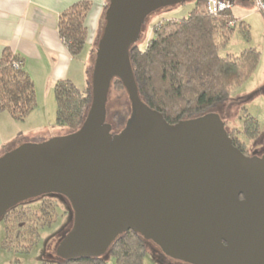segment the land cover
<instances>
[{
  "label": "water",
  "instance_id": "obj_1",
  "mask_svg": "<svg viewBox=\"0 0 264 264\" xmlns=\"http://www.w3.org/2000/svg\"><path fill=\"white\" fill-rule=\"evenodd\" d=\"M187 1L200 0H109L83 125L0 157V219L47 195L70 202L62 260L102 257L132 231L190 264H264V157L242 153L215 112L172 125L140 96L130 50L151 13ZM116 79L132 118L114 135Z\"/></svg>",
  "mask_w": 264,
  "mask_h": 264
},
{
  "label": "trees",
  "instance_id": "obj_2",
  "mask_svg": "<svg viewBox=\"0 0 264 264\" xmlns=\"http://www.w3.org/2000/svg\"><path fill=\"white\" fill-rule=\"evenodd\" d=\"M92 6L91 1H80L60 15L58 32L73 58L80 57L88 43L87 21ZM107 8L108 5L101 17L100 33ZM237 30L250 42L251 32L246 22L236 18L232 9L213 15L207 9L206 0L197 1L187 18L158 23L154 27L155 38L145 48L136 44L130 50L142 100L172 125L203 117L226 104L232 89L250 79L261 59V53L255 48H247L238 56L220 55V50L229 44ZM95 46L92 49L94 55ZM15 63L19 64L18 69L13 66ZM113 87L125 90L117 79ZM54 93L57 126L64 135L76 132L91 106V83L82 90L70 79L60 80L55 84ZM36 106L35 83L23 69L22 58L5 49L0 60V112H8L16 121L22 122ZM131 118V104L130 109L125 106L114 114L121 131ZM244 124V130L239 133L252 139L260 135L259 122L253 116L246 114ZM234 133L237 131H228L234 145L247 154L245 143ZM51 196L54 195L40 197L42 202L36 210L21 203L7 212L4 216L7 233L4 247L17 246L21 252H28L38 243L41 230L56 220V205L50 200L54 199ZM146 253L145 239L132 231L120 236L108 251L116 264H144ZM43 264L107 262L102 257H91Z\"/></svg>",
  "mask_w": 264,
  "mask_h": 264
},
{
  "label": "rangeland",
  "instance_id": "obj_3",
  "mask_svg": "<svg viewBox=\"0 0 264 264\" xmlns=\"http://www.w3.org/2000/svg\"><path fill=\"white\" fill-rule=\"evenodd\" d=\"M196 2L197 1H187L177 5L164 7L151 13L142 26L137 45L141 48H145L149 41L155 38L154 27L158 23L187 18L195 8ZM232 13L236 18L249 25L251 40L250 42H247L237 30L229 44L220 50V55L222 57L230 55L238 56L247 48H255L261 53V59L256 72L250 77V79L241 85L234 87L232 89L230 100L223 106L214 110V112L220 116L227 131H237V133H234V136L239 137L241 141L246 143L247 148L252 155L261 158L264 157V13L255 8L251 3H243L240 1H237L233 5ZM100 34L101 33L99 32V36ZM98 40L95 44L96 49ZM87 51L88 49L84 50L80 59L86 57ZM79 64H81V62L78 61L75 65ZM91 76L92 73L90 74L88 87L91 83ZM81 77L82 76L79 74L74 80L77 83L79 81L80 83H78V86H81V89L85 90V83H83L85 79L82 81ZM37 92L39 98H42V90L38 88ZM53 97L52 94L51 98L49 97L47 100L54 104L55 98ZM44 98L46 100V97ZM125 106L127 109H130V101L127 92L124 89L120 90L113 87L110 91L107 103L106 122L111 125L113 131L117 134L121 132V128L117 126L114 114ZM0 113H3L2 115H8V112ZM246 114L253 116L259 122L261 128L260 135L254 139L248 138L244 134L239 133V131L242 132L245 128L244 121ZM32 115L33 116L30 118L29 122L22 121L13 124L4 121L2 125V135L4 136V139L8 140L9 138L22 135L24 133L21 131L27 130L30 126H35V128L40 126L42 123L41 119L38 123V121L35 120H38L37 117L35 118L37 114ZM9 117L12 116L9 114ZM53 125H56V123ZM57 134H60L58 136H64L65 132H63L61 128H58L55 135ZM51 197H54V199L50 198V200L56 205V220L50 227L41 230L38 243L28 252H21L20 247L17 246L11 249H7L3 246L7 236L6 223L4 217L0 219V264H43L58 263L62 260L59 256V247L61 242L73 228L74 213L70 202L66 197L62 195H54ZM41 202L42 199L37 198L24 202V204L31 209L36 210L41 205ZM145 243L147 245V253L144 259V264H190L169 257L151 241L145 240ZM102 258L106 260L107 264H116V260L108 253L104 254Z\"/></svg>",
  "mask_w": 264,
  "mask_h": 264
},
{
  "label": "crops",
  "instance_id": "obj_4",
  "mask_svg": "<svg viewBox=\"0 0 264 264\" xmlns=\"http://www.w3.org/2000/svg\"><path fill=\"white\" fill-rule=\"evenodd\" d=\"M80 1L93 3L87 21L90 36L84 59L71 56L58 32L61 13ZM108 3L109 0H0V60L5 49L22 58L23 69L33 79L37 96L35 110L24 121L29 122L32 114H37L38 123L42 121L40 126H30L21 131L24 133L21 136L7 140L2 135L4 121L13 124L19 121L9 117L10 113H0V157L24 143H41L60 135H55L59 127L53 125L56 123V99L53 104L47 98L52 94L55 98L54 87L60 80L70 79L78 86L80 82L74 79L79 74L82 81L85 79V89L88 88L95 61L92 49L99 39L100 21ZM78 61L81 64L75 65ZM38 88L42 90V98H39Z\"/></svg>",
  "mask_w": 264,
  "mask_h": 264
},
{
  "label": "built area",
  "instance_id": "obj_5",
  "mask_svg": "<svg viewBox=\"0 0 264 264\" xmlns=\"http://www.w3.org/2000/svg\"><path fill=\"white\" fill-rule=\"evenodd\" d=\"M207 9L213 15H218L225 10H230L233 7V4L230 0H206ZM250 3L257 8L259 11L264 13V0H250ZM15 68H19V64L15 63L13 65Z\"/></svg>",
  "mask_w": 264,
  "mask_h": 264
},
{
  "label": "flooded vegetation",
  "instance_id": "obj_6",
  "mask_svg": "<svg viewBox=\"0 0 264 264\" xmlns=\"http://www.w3.org/2000/svg\"><path fill=\"white\" fill-rule=\"evenodd\" d=\"M242 142H244V141H242ZM244 143H245V142H244ZM245 147H246L247 154H245V153H244V154H245L246 156L253 157L254 155H252V154L249 152L246 143H245ZM241 152H242V151H241ZM242 153H243V152H242ZM68 211H69V208H68Z\"/></svg>",
  "mask_w": 264,
  "mask_h": 264
}]
</instances>
